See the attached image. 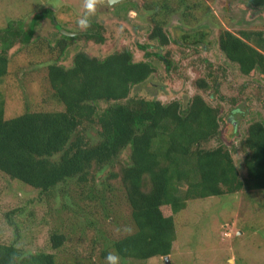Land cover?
I'll return each mask as SVG.
<instances>
[{
  "label": "trees",
  "instance_id": "16d2710c",
  "mask_svg": "<svg viewBox=\"0 0 264 264\" xmlns=\"http://www.w3.org/2000/svg\"><path fill=\"white\" fill-rule=\"evenodd\" d=\"M177 1L173 7L169 0L145 1L143 7L150 12L153 24L149 39L167 45L166 17L177 10L186 18V8L200 4L199 0ZM240 1L254 8L264 6V0ZM180 3L183 6L179 7ZM45 17L59 32L55 40L59 55L80 36L96 43L104 41L97 31L98 21H89L83 31L71 32L60 26L49 7L27 21L9 18L0 27V83L8 72L10 48L19 44L27 49L37 24ZM188 32L181 38L193 37ZM199 32L192 42L202 41L204 32ZM262 33L223 29L217 43L242 74L256 70L264 76ZM141 48L145 60H134L132 52L122 48L102 57L77 50L68 65L46 63L45 93L31 95L26 101L29 104L12 116H5L4 89L0 87L1 175L36 190V198L57 196L61 206L74 211L80 203L73 200V191L78 198L102 201L106 184L118 183L130 208L133 230L102 246L101 258L108 252L117 253L121 260L168 255L175 238V214L185 210L189 200L264 190V119L249 122L240 139L245 171L241 175L232 150L218 138L222 124L219 107L200 93L193 94L186 105L178 99L130 95L133 85L144 82L155 70L148 58L160 57ZM161 60L165 68L170 67L166 58ZM36 64L42 63L30 59L18 70ZM202 79L196 80L195 86L207 87ZM210 141L215 144L208 145ZM124 151L127 154L121 158ZM16 211L10 209L5 214L15 236L0 242V264H59L52 250L17 245L19 227L12 218ZM254 220L262 227L263 217ZM67 237L55 224L48 234L51 249H59Z\"/></svg>",
  "mask_w": 264,
  "mask_h": 264
},
{
  "label": "rangeland",
  "instance_id": "374dc122",
  "mask_svg": "<svg viewBox=\"0 0 264 264\" xmlns=\"http://www.w3.org/2000/svg\"><path fill=\"white\" fill-rule=\"evenodd\" d=\"M145 1L160 2L120 0L109 4L106 0H93L94 9L89 11L85 7L87 0H0V27L9 18L27 21L49 7L60 26L71 32L85 29L78 26L77 20L87 13V18L92 19L89 21H98L102 28L98 26L97 31L104 38L96 43L80 36L70 41L59 55L55 47L58 30L49 18L40 20L27 49L17 44L9 50L8 72L0 83L4 89L5 116L15 115L28 105L26 101L31 95L45 93L48 62L68 65L77 50L102 57L122 48H128L134 60H144L141 48L144 47L154 54L160 52L170 67L165 68L161 59L151 55L148 60L155 70L144 82L133 85L130 95L144 94L161 101L178 99L186 105L193 94L200 93L210 104L219 107L222 124L218 138L230 147L234 163L243 175L244 151L240 139L249 122L264 119V78L255 71L241 74L220 50L217 38L223 29L235 33L262 30L264 35V6L254 8L240 0H199V6L186 8L189 11L186 18L177 10L166 17L164 30L169 43L161 46L148 38L153 24L150 12L143 7ZM177 2L169 0L171 7ZM198 29L204 32L199 43L191 42L192 36L181 38L186 31L195 36ZM30 59L42 64L33 68L26 65L19 71ZM201 78L208 83L207 87L195 86V81ZM213 144L215 141L208 143ZM126 154L124 151L121 158ZM106 185L102 201L80 199L72 190L73 200L80 203L74 211L61 206L59 197L36 198V190L0 174V242L6 243L15 236V228L7 224L5 214L16 209L12 218L19 227L18 246L52 250L59 264H106L105 257L99 255L101 247L133 230L130 208L118 183L111 181ZM162 210L165 214L169 212L166 207ZM260 215L264 218V190L191 199L185 210L175 214V238L166 259L163 256L146 260L127 258L120 259V264H264V223L260 227L254 220L261 218ZM55 224L68 236L59 249H51L48 241Z\"/></svg>",
  "mask_w": 264,
  "mask_h": 264
},
{
  "label": "clouds",
  "instance_id": "9594fccd",
  "mask_svg": "<svg viewBox=\"0 0 264 264\" xmlns=\"http://www.w3.org/2000/svg\"><path fill=\"white\" fill-rule=\"evenodd\" d=\"M85 7L91 11L94 9L93 0H87ZM77 24L80 28H87L89 26V20L87 19V13L84 18H78ZM68 34H73L68 32ZM165 257V256H163ZM106 264H120V256L117 253L108 252L105 256Z\"/></svg>",
  "mask_w": 264,
  "mask_h": 264
},
{
  "label": "flooded vegetation",
  "instance_id": "af4514ba",
  "mask_svg": "<svg viewBox=\"0 0 264 264\" xmlns=\"http://www.w3.org/2000/svg\"><path fill=\"white\" fill-rule=\"evenodd\" d=\"M107 1V3H109L108 2V0H106ZM118 1H120V0H116V1H114V2H111V3H109V4H113V3H116V2H118ZM129 2V1H128ZM196 31H200L199 33H203V31L202 30H200V29H198V30H196ZM199 33L197 34V35H199ZM190 34V33H189ZM219 36V35H218ZM193 37H195V36H193ZM218 39V38H217ZM192 40H193V38H192ZM192 40H191V42H192ZM158 42V41H157ZM199 43V42H198ZM159 44V43H158ZM160 45V44H159ZM204 45H205V43H204ZM161 46H164V45H161ZM155 53H158V55L160 56V52H155ZM157 58H161V59H165V57L164 56H160V57H158L157 56ZM137 60H143V59H137ZM145 60V59H144ZM235 64V63H234ZM236 65V67H237V64H235ZM237 69H238V67H237ZM239 70V69H238ZM255 72H257V73H259L258 71H256V70H254ZM254 71H252V72H254ZM240 72V71H239ZM241 73V72H240ZM242 74V73H241ZM261 76L264 78V76L261 74ZM202 79V78H201ZM199 80V79H198ZM202 80H204V79H202ZM206 82V81H205ZM206 84L208 85V83L206 82ZM241 113V112H240Z\"/></svg>",
  "mask_w": 264,
  "mask_h": 264
},
{
  "label": "water",
  "instance_id": "95a60500",
  "mask_svg": "<svg viewBox=\"0 0 264 264\" xmlns=\"http://www.w3.org/2000/svg\"><path fill=\"white\" fill-rule=\"evenodd\" d=\"M114 1H116V0H108L109 3L114 2ZM63 32L68 33V32L65 31V30H63ZM232 116H233V112H232V114H230V116H229V118H228L229 121H230V119L232 118ZM232 123L235 125V122H234L233 120H232ZM164 258L166 259V258H167V255H165Z\"/></svg>",
  "mask_w": 264,
  "mask_h": 264
}]
</instances>
